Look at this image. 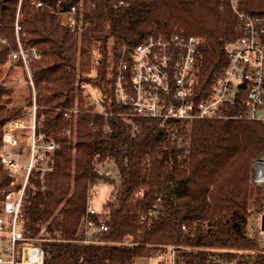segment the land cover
<instances>
[{
	"label": "trees",
	"instance_id": "1",
	"mask_svg": "<svg viewBox=\"0 0 264 264\" xmlns=\"http://www.w3.org/2000/svg\"><path fill=\"white\" fill-rule=\"evenodd\" d=\"M33 1L0 0V38L7 39L0 44V66L16 46L13 23L19 10L22 43L41 52L30 62L37 116H43L38 132L59 145L52 170L43 183L31 179L23 204L25 235H60L41 242L43 264H133L167 246L174 249L173 264H264L260 242L247 233L251 210L262 212V188L250 175L253 159L264 152V122L232 117L241 110L238 103L224 110L232 115L226 118L161 123L130 115L114 101L104 65L94 79L104 96L103 113L85 108L78 86L93 82L88 77L92 45L105 61L109 41L117 56L121 44L134 46L150 34L183 33L199 39L196 99L202 98L210 73L227 63L225 46L238 36L229 2L85 0L81 20L86 26L78 34ZM42 1L54 5L58 0ZM60 1L63 7L75 2ZM239 7L264 16V0H239ZM11 93L0 83V144L6 120L23 113L22 105L9 106ZM25 102L31 104V93ZM74 105L77 114L63 118L62 110ZM104 161L113 162L115 177L98 172L96 164ZM10 181L0 165V199ZM98 182L113 189L105 211L89 213V192ZM87 221L107 230L86 240ZM127 238L131 241L125 243Z\"/></svg>",
	"mask_w": 264,
	"mask_h": 264
},
{
	"label": "built area",
	"instance_id": "2",
	"mask_svg": "<svg viewBox=\"0 0 264 264\" xmlns=\"http://www.w3.org/2000/svg\"><path fill=\"white\" fill-rule=\"evenodd\" d=\"M227 1L236 16L234 29L238 36L224 48L226 65L210 73V87L205 96L196 99L198 37L183 33L150 34L134 46L119 45L117 56L111 52L106 78L114 101L129 109L130 115L157 119L161 123L231 117L226 116L224 110L236 103L241 110L232 117L264 122V16L242 10L239 0ZM32 4L52 14L61 27L71 32L80 34L86 26L81 20L85 0H75L68 7H63L60 0L54 5L42 0ZM21 19L17 10L13 23L16 46L9 49L2 66L23 71L22 84L28 86L32 102L27 105V114L6 120L1 135L0 165L10 177L11 187L0 199V264H43L41 242L60 240V235L58 232L54 237L47 233L36 237L25 235L23 204L31 179L38 177L43 183L44 174L52 170V154L59 145L53 138L45 139L38 132L43 116H37L30 62L39 60L41 52L36 46L22 43ZM6 40L1 37L0 44H7ZM0 83L6 85L3 81ZM87 85L85 81L78 83L79 88ZM77 112V107L66 108L62 116L67 119ZM126 115L129 114L125 113L123 118L129 122ZM104 130L109 129L105 126ZM63 131L70 133L68 128ZM254 181L264 183L257 177ZM87 211L95 212L90 203ZM86 224L92 225V222ZM97 230L106 231L107 227L100 225Z\"/></svg>",
	"mask_w": 264,
	"mask_h": 264
},
{
	"label": "rangeland",
	"instance_id": "3",
	"mask_svg": "<svg viewBox=\"0 0 264 264\" xmlns=\"http://www.w3.org/2000/svg\"><path fill=\"white\" fill-rule=\"evenodd\" d=\"M111 42H108V51H107V57L104 61L103 55L100 54V51L97 48V44L92 45L90 47V69L88 72V77H90L93 82H86L89 85L80 88L85 108L90 107L93 112H103V106H102V100L104 99V96L102 95L101 91L97 88L95 90H92L90 86L96 87L94 84V79L97 75V69L99 66H106V73L108 70V67L110 65L109 59L111 58ZM103 60V62H102ZM99 61V63H98ZM0 81H3L6 83V87L12 88L11 93V99L12 103L10 105H22L23 106V113H28V107L25 104L27 96L30 94V90L28 86L25 84H22L23 79H25V74L20 68L17 67H3L0 66ZM76 108V105L73 106ZM67 134V133H66ZM72 141L75 140L74 134H67ZM178 142L182 143L180 140ZM257 159V158H255ZM251 163V167L253 169V162ZM96 168L99 173L105 175L108 178L115 177L116 169L114 167V164L112 161H104L103 163L96 164ZM250 181L255 184L259 185L262 188V212L260 214L254 210H251L249 216H248V225H247V233L248 235H254L258 242H260V247L262 250H264V230H261L260 228V216L264 214V184L257 183L254 181V169L253 172L250 175ZM258 178V177H257ZM112 185L104 182H98L90 189L89 197H88V203L92 205V208L94 211L98 213L104 212V204L109 199L110 192L112 190ZM252 207V205H250ZM97 230V227L92 225H85V239H91L93 233H95ZM131 239L127 238L125 239V243L130 242ZM174 249L172 246H167L165 248H162L161 250H157L154 254V257H147V258H136L134 260L133 264H172V261L174 259Z\"/></svg>",
	"mask_w": 264,
	"mask_h": 264
},
{
	"label": "bare ground",
	"instance_id": "4",
	"mask_svg": "<svg viewBox=\"0 0 264 264\" xmlns=\"http://www.w3.org/2000/svg\"><path fill=\"white\" fill-rule=\"evenodd\" d=\"M255 161H256L254 162V167L256 171L255 177H258L259 180L262 179V181H264V162H262V160L260 159H257Z\"/></svg>",
	"mask_w": 264,
	"mask_h": 264
},
{
	"label": "water",
	"instance_id": "5",
	"mask_svg": "<svg viewBox=\"0 0 264 264\" xmlns=\"http://www.w3.org/2000/svg\"><path fill=\"white\" fill-rule=\"evenodd\" d=\"M256 113L258 114V111H256ZM257 159H260L262 162H264V152H262ZM260 228L261 230H264V214L260 216Z\"/></svg>",
	"mask_w": 264,
	"mask_h": 264
}]
</instances>
